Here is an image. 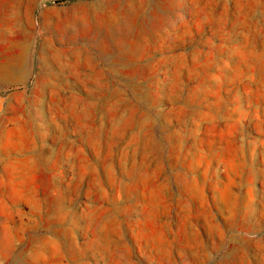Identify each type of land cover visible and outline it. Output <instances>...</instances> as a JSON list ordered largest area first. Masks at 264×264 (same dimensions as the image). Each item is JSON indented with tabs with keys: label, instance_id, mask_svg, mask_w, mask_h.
I'll list each match as a JSON object with an SVG mask.
<instances>
[{
	"label": "rangeland",
	"instance_id": "1",
	"mask_svg": "<svg viewBox=\"0 0 264 264\" xmlns=\"http://www.w3.org/2000/svg\"><path fill=\"white\" fill-rule=\"evenodd\" d=\"M0 264H264V0H0Z\"/></svg>",
	"mask_w": 264,
	"mask_h": 264
}]
</instances>
